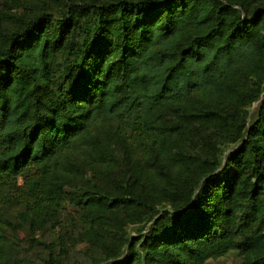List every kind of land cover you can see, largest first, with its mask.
<instances>
[{
    "label": "trees",
    "instance_id": "1",
    "mask_svg": "<svg viewBox=\"0 0 264 264\" xmlns=\"http://www.w3.org/2000/svg\"><path fill=\"white\" fill-rule=\"evenodd\" d=\"M53 1L0 8V264H264V0Z\"/></svg>",
    "mask_w": 264,
    "mask_h": 264
},
{
    "label": "rangeland",
    "instance_id": "2",
    "mask_svg": "<svg viewBox=\"0 0 264 264\" xmlns=\"http://www.w3.org/2000/svg\"><path fill=\"white\" fill-rule=\"evenodd\" d=\"M50 1V0H49ZM57 4V1L51 0V5L55 6ZM0 8L10 10L11 5L9 3V0H0ZM258 107V102H254L251 105V110L252 113L256 112ZM69 210L71 211L72 208L69 207ZM66 217H68L67 214H65ZM65 217V218H66ZM67 220L71 219L68 217L66 218ZM68 227V224H67ZM64 231V228H56L54 229H46V230H39L37 231V236L45 241H54L56 238ZM133 234H135V230H131ZM264 233V226L260 228V231L258 232V235H261ZM21 238H23L25 235L22 233ZM57 242V241H56ZM22 245L24 247H27V256L29 260H31V264H47V259L49 257V251L47 248H45L43 245H38V244H30V242L24 240L22 242ZM88 248V245L85 243L77 244L76 247L74 248V251L72 252L74 257L82 258L85 255V250ZM243 255L239 253L238 250H231L227 254L215 258V259H210L208 261V264H243Z\"/></svg>",
    "mask_w": 264,
    "mask_h": 264
}]
</instances>
